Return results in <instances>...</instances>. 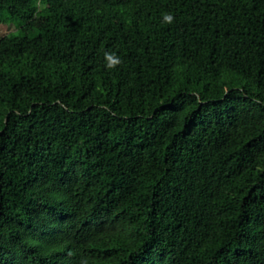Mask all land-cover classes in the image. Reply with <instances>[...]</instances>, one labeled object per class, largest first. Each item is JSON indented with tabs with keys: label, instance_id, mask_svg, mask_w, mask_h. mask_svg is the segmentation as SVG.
<instances>
[{
	"label": "trees",
	"instance_id": "trees-1",
	"mask_svg": "<svg viewBox=\"0 0 264 264\" xmlns=\"http://www.w3.org/2000/svg\"><path fill=\"white\" fill-rule=\"evenodd\" d=\"M0 20V264H264V0Z\"/></svg>",
	"mask_w": 264,
	"mask_h": 264
},
{
	"label": "clouds",
	"instance_id": "clouds-1",
	"mask_svg": "<svg viewBox=\"0 0 264 264\" xmlns=\"http://www.w3.org/2000/svg\"><path fill=\"white\" fill-rule=\"evenodd\" d=\"M163 22L166 24H171L174 22V16L170 12H166L162 15ZM122 63L121 58L114 52L108 50L104 53V67L105 69L111 71L117 69ZM81 264H87V260H81Z\"/></svg>",
	"mask_w": 264,
	"mask_h": 264
},
{
	"label": "rangeland",
	"instance_id": "rangeland-1",
	"mask_svg": "<svg viewBox=\"0 0 264 264\" xmlns=\"http://www.w3.org/2000/svg\"><path fill=\"white\" fill-rule=\"evenodd\" d=\"M2 2V0H0V3ZM19 23L13 21L12 23L9 24H4L1 20H0V37L7 34L10 31L15 30L18 27Z\"/></svg>",
	"mask_w": 264,
	"mask_h": 264
}]
</instances>
